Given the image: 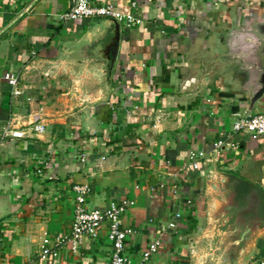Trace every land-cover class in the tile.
Wrapping results in <instances>:
<instances>
[{
    "label": "crops",
    "instance_id": "0c3cea01",
    "mask_svg": "<svg viewBox=\"0 0 264 264\" xmlns=\"http://www.w3.org/2000/svg\"><path fill=\"white\" fill-rule=\"evenodd\" d=\"M72 1L0 0L1 260L109 264L105 225L95 238L56 245L71 230L72 186L86 182L88 208L134 200L122 215L134 229L128 258L175 220L147 264H259L261 234L225 235L209 254V220L222 201L206 180L228 171L264 191L263 139L231 133L247 93L229 46L241 12L264 13V0H92L142 19L131 27L60 20ZM5 73L17 77L19 95ZM260 111L264 96L251 113ZM7 124L24 136H3ZM216 140L236 146L213 152ZM190 150L205 154L197 169ZM43 247L57 256L41 258Z\"/></svg>",
    "mask_w": 264,
    "mask_h": 264
},
{
    "label": "built area",
    "instance_id": "2783aa9c",
    "mask_svg": "<svg viewBox=\"0 0 264 264\" xmlns=\"http://www.w3.org/2000/svg\"><path fill=\"white\" fill-rule=\"evenodd\" d=\"M109 18L117 22L124 23L127 27L139 25L142 19L132 13H122L116 10L111 3L96 4L92 0H73L69 8L63 11L59 18L62 21L85 19V18ZM5 80L12 87L11 93L19 95L21 89L18 85L17 77L11 73L4 74ZM33 130L42 133L45 130L43 124L37 123ZM246 132L253 139L262 138L264 141V111L250 113L249 115H238L231 124V133ZM3 136L20 138L24 136V131L19 128L5 125L2 129ZM233 141L216 140L213 143V152H218L222 147H235ZM203 152L190 150L188 154V165L198 168V162L204 158ZM84 161V156H81ZM37 173L41 174L42 170L37 167ZM75 194L73 206V217L69 235L57 237L56 245L59 246L65 241H71L75 246L83 240L84 237L95 238L102 226H106V239L111 244V258L109 264H147L148 260L158 252L161 245V234L167 228H174L175 220L170 221L165 227L160 226L155 230L154 237L146 244L141 252L139 259L133 260L128 258L124 253L126 240L134 232L132 227L125 226L122 222L123 213L132 207L135 202L131 198H123L118 201H110L105 209L88 208L86 199L90 192L88 183H77L72 186ZM181 214L176 212L174 217L179 218ZM47 256H57L55 248L43 247L40 253L41 258ZM259 264H264V254L259 258ZM0 264L4 262L0 258Z\"/></svg>",
    "mask_w": 264,
    "mask_h": 264
},
{
    "label": "water",
    "instance_id": "95a60500",
    "mask_svg": "<svg viewBox=\"0 0 264 264\" xmlns=\"http://www.w3.org/2000/svg\"><path fill=\"white\" fill-rule=\"evenodd\" d=\"M229 33L230 49L238 68L244 72L247 94L243 115H249L264 96V13L241 12ZM206 185L222 201L209 220L207 236L212 242L209 254L214 253L225 235L234 234L240 240L256 234L264 237V191L260 186L228 171L208 176Z\"/></svg>",
    "mask_w": 264,
    "mask_h": 264
}]
</instances>
